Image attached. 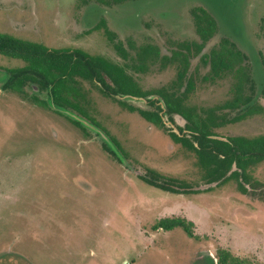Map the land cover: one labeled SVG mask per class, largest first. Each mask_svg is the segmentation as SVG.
<instances>
[{"label":"rangeland","instance_id":"rangeland-1","mask_svg":"<svg viewBox=\"0 0 264 264\" xmlns=\"http://www.w3.org/2000/svg\"><path fill=\"white\" fill-rule=\"evenodd\" d=\"M198 6L218 22L203 53L223 37L235 41L249 56L255 101L264 106V0H0V32L124 64L106 25L127 47L129 40L137 47L150 43L170 55L177 42L200 41L191 13ZM24 65L0 53V264H213L220 247L264 264V186L257 194L240 192L235 179L206 187L192 152L88 83L97 127L87 131L51 104L2 90L5 71ZM129 71L144 89L169 85L177 76L174 65L158 62L146 73ZM208 71L199 56L191 59L197 84L190 103L211 107L231 97L233 79L204 81ZM126 101L149 107L145 99ZM216 132L263 134L264 113ZM107 137L123 160L105 150ZM147 169L200 189L162 190L142 179ZM250 172L264 185V160ZM176 217L193 222L194 234L156 228L159 220Z\"/></svg>","mask_w":264,"mask_h":264},{"label":"trees","instance_id":"trees-1","mask_svg":"<svg viewBox=\"0 0 264 264\" xmlns=\"http://www.w3.org/2000/svg\"><path fill=\"white\" fill-rule=\"evenodd\" d=\"M191 13L200 41L177 42L170 55H162L159 47L150 43L137 47L129 40L127 47L123 41L116 40V34L106 25L104 32L113 42L114 49L126 61L125 65L102 55L90 54L81 48H49L0 32V53L25 61L24 67L7 71L3 90H16L25 97L50 107L47 100L40 99L36 94L30 95L27 91L28 86H37L40 91L49 95L54 104L95 122L91 87L95 88L122 108L137 112L146 121L163 129L174 142L192 152L197 157V166L205 184L218 182L219 186L235 179L240 192L257 194L264 185L253 180L250 170L264 160V133L222 139L218 138L220 134L216 132L218 128L228 124L264 113V106L255 101L256 88L251 77L249 56L228 37H223L208 53H203L207 42L217 33V18L202 6L194 7ZM101 23L104 25V20ZM130 49L135 51V55ZM197 56L203 65L209 66L208 73L202 78L204 81L215 82L228 77L233 79L229 99L211 107L190 103L197 83L195 75L189 73V69L191 59ZM153 62H158L161 68L174 65L177 70L176 80L166 86L143 89L129 68L146 73ZM86 83L91 87L87 88ZM151 94L159 99L148 100L152 107L150 109L137 107L120 98L122 95L145 98ZM262 94L264 95V83ZM174 113L186 121L184 126H178V131L170 129L163 118L167 115L170 121H174ZM71 120L87 131L79 121ZM112 140L115 142L113 138ZM103 147L119 159L106 142ZM148 173L151 177L142 176V179L162 190L177 194L197 192L193 189L195 185L190 182L162 176L151 169ZM193 226V222L182 217L161 219L156 224V228L164 230L182 227L190 235L194 234ZM216 258L217 261L213 264H259L241 259L221 247L216 251Z\"/></svg>","mask_w":264,"mask_h":264},{"label":"flooded vegetation","instance_id":"flooded-vegetation-1","mask_svg":"<svg viewBox=\"0 0 264 264\" xmlns=\"http://www.w3.org/2000/svg\"><path fill=\"white\" fill-rule=\"evenodd\" d=\"M130 51H131V49H130ZM117 52V51H116ZM161 52V51H160ZM118 53V52H117ZM132 53V52H131ZM133 54V53H132ZM121 57V56H120ZM122 58V57H121ZM123 59V58H122ZM124 60V59H123ZM125 61V60H124ZM113 62H115V61H113ZM116 63H118V62H116ZM125 63H126V61H125ZM125 63L124 64H121V63H119V64H121V65H125ZM130 69V68H129ZM7 71L8 70H6L5 71V73H4V77L2 78V88H3V84L5 83V80L7 79V76H8V73H7ZM140 84V83H139ZM142 87V86H141ZM27 88H31V90H32V93H30V95H32V94H36L37 95V97H39L40 98V93H43L42 91H40L39 90V88L37 87V86H35V87H30V86H28ZM143 88V87H142ZM144 89V88H143ZM3 90V89H2ZM145 90H149V89H145ZM45 92V91H44ZM48 95V94H47ZM141 98V99H145L146 101H147V104H148V108H144V109H150V108H152L151 106H150V104H149V102H148V100L149 99H159V97L158 96H156V95H153V94H151V95H149L148 97H141V96H131V95H122V96H120V98H122V99H124V100H126V98ZM41 99V98H40ZM44 100H49L48 101V103H49V105H50V97H49V95H48V97H47V99H44ZM134 105V104H133ZM136 106V105H135ZM138 107V106H137ZM142 108V107H141ZM179 116L180 118H182V120L186 123V121H185V119L183 118V117H181L180 115H178V114H176V113H174L173 114V118H174V121H170L169 120V118H168V116L167 115H164L163 116V118H164V122L166 123V125H167V121H166V119L172 124V125H174V126H176V130L175 129H173V128H170L169 126V128L170 129H173V130H175V131H178V126H184V125H179V124H177L176 125V119H175V116ZM148 171H149V169H147V171H146V174H144V175H141V177L143 176V177H146V178H150L151 176H150V174L148 173Z\"/></svg>","mask_w":264,"mask_h":264},{"label":"water","instance_id":"water-1","mask_svg":"<svg viewBox=\"0 0 264 264\" xmlns=\"http://www.w3.org/2000/svg\"><path fill=\"white\" fill-rule=\"evenodd\" d=\"M50 104L52 107H54L57 111H60L64 114H66L68 117H70L71 119H74L76 121H79L84 127H89V126H92V127H97V125H95L94 123L90 122L89 120H87L86 118L82 117L81 115H78L77 113L71 111V110H68L64 107H61V106H58L56 104L53 103V101L50 100ZM218 138H222V139H226L222 136H218ZM105 142L106 144L110 147V149H112L113 151H115L116 155L122 159L121 155H120V152L116 149L115 145H114V142L112 141V139L110 138H106L105 139ZM123 160V159H122ZM234 169H236V167L234 166ZM232 172V170L229 172V174ZM213 184H218V182H213V183H208L206 184V187H208V185H213ZM200 187V186H198ZM196 188V187H193V189L195 190H199L200 188ZM201 188H205V187H201Z\"/></svg>","mask_w":264,"mask_h":264}]
</instances>
